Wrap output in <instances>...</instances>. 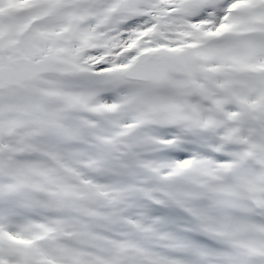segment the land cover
<instances>
[{
    "label": "snow or ice",
    "instance_id": "6c2138e0",
    "mask_svg": "<svg viewBox=\"0 0 264 264\" xmlns=\"http://www.w3.org/2000/svg\"><path fill=\"white\" fill-rule=\"evenodd\" d=\"M0 264H264V0H0Z\"/></svg>",
    "mask_w": 264,
    "mask_h": 264
}]
</instances>
